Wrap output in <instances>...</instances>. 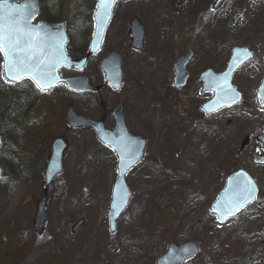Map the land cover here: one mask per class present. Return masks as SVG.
I'll list each match as a JSON object with an SVG mask.
<instances>
[{
    "label": "rangeland",
    "instance_id": "374dc122",
    "mask_svg": "<svg viewBox=\"0 0 264 264\" xmlns=\"http://www.w3.org/2000/svg\"><path fill=\"white\" fill-rule=\"evenodd\" d=\"M212 2L118 0L102 49L85 72L100 83V59L110 49L119 51L125 84L117 93H37L23 124L25 116L11 121L9 89L0 76V135L6 144L0 149V264H155L167 245L187 241L198 244L199 254L185 264H264V164L254 161L264 157L256 142L264 133V108L255 93L264 73V0H227L217 11ZM94 3L40 0L38 19L44 11L68 22L69 48L78 51L89 40ZM133 17L144 25L141 52L129 45ZM235 46L253 52L232 80L241 102L206 117L200 105L212 93H200L199 74L207 68L221 72ZM187 50L193 54L188 80L175 90L173 65ZM118 103L128 131L148 143L142 162L125 177L132 197L110 234L106 212L115 155L91 130L68 129L64 111L71 106L78 115L101 118L111 131L108 112ZM55 136L68 148L63 173L47 190L44 234L37 236L35 205ZM245 136L249 145L239 151ZM238 169L254 179L256 202L219 225L210 205ZM78 220L83 223L73 233Z\"/></svg>",
    "mask_w": 264,
    "mask_h": 264
},
{
    "label": "water",
    "instance_id": "95a60500",
    "mask_svg": "<svg viewBox=\"0 0 264 264\" xmlns=\"http://www.w3.org/2000/svg\"><path fill=\"white\" fill-rule=\"evenodd\" d=\"M117 1L118 0H114V2L109 5L108 14L103 18H101L100 15L103 9L98 10L97 0L95 1L92 14L91 38L87 45V52L85 56L80 59H72L68 57L66 52L68 36L63 22L55 24L37 22L33 24V20L38 14L37 0H6V4L0 5V14L6 15L9 11V5L17 8L18 11L19 6H30L24 11L32 12V15L27 19L31 29L39 33V36L42 38L43 51L40 53V59L44 60L45 64L42 67H44L49 75L47 76L46 82L41 81L39 78H34L32 73H26L18 80L11 79L8 74L7 63L4 58L1 57L0 67L3 79L8 83L14 84L21 81H28L39 92H46L58 85H62L68 91L75 93H99L102 87L91 86L85 76L81 75L63 78L60 77L59 70L61 68H66L81 72L85 68L87 60L100 52L105 32L112 18V12ZM224 1L225 0H215L212 8L216 10ZM129 27L131 48L136 51H141L143 48L144 28L137 18L131 20ZM191 57L192 53L187 52L175 63L173 78V87L175 89H180L186 84L188 73L185 67ZM252 57L253 55L247 47H234L231 49L230 57L222 73L213 74L211 70H207L200 75L202 81L200 92H213L212 98L201 106L206 116L216 113L222 108L240 103L241 96L231 84L232 77L234 73L250 61ZM121 61L122 55L115 50H110L108 56L103 58L100 63V69L104 76V84L108 85L113 91H119L124 84L120 68ZM256 96L262 107L261 100L264 99V74L256 88ZM111 115L114 120V127L111 132L104 129L102 121H93L88 117L77 116L71 107L66 109L65 123L70 129L88 128L93 130L98 142L112 150L116 156V179L113 183L107 211L109 232L113 233L116 229L117 219L127 207L132 196L131 191L125 183V176L136 164L142 161L147 140L132 136L127 132L124 125L121 104L116 105L111 110ZM257 140L264 148V134L259 136ZM1 145L2 139L0 137V148ZM247 145L248 138L245 137L240 143V150H243ZM66 148L67 144L59 137L51 141L50 155L43 171V187L45 191L54 178L62 173L63 153ZM255 161L262 164L264 158L257 157ZM1 172L0 168V175ZM256 197L257 187L254 180L244 171L239 170L230 174L225 179L223 188L218 192L217 197L211 204V212L215 214L216 222L223 225L228 219L255 202ZM45 209L46 195L44 194L36 204L33 222V229L38 236H41L44 232L46 223ZM82 223V220H79L72 228V231H76ZM198 252V245L192 241L185 242L180 246L170 244L167 246L165 253L157 260L156 264H184L186 261L195 257Z\"/></svg>",
    "mask_w": 264,
    "mask_h": 264
},
{
    "label": "snow or ice",
    "instance_id": "6c2138e0",
    "mask_svg": "<svg viewBox=\"0 0 264 264\" xmlns=\"http://www.w3.org/2000/svg\"><path fill=\"white\" fill-rule=\"evenodd\" d=\"M112 2L114 0H97V9H103L101 18L108 14ZM3 4H6V0H0V5ZM8 7L6 15L0 14V57L7 63L10 78L18 80L24 74L32 73L34 78L46 82L49 74L42 67L44 60L40 59L42 38L29 26L27 18L32 12L24 11L30 6H19V11L13 6ZM261 105L264 107V99Z\"/></svg>",
    "mask_w": 264,
    "mask_h": 264
},
{
    "label": "flooded vegetation",
    "instance_id": "af4514ba",
    "mask_svg": "<svg viewBox=\"0 0 264 264\" xmlns=\"http://www.w3.org/2000/svg\"><path fill=\"white\" fill-rule=\"evenodd\" d=\"M42 10H43V8H42ZM40 13H41V11H40ZM40 13L37 15V17L35 18V20L33 21V23H37V22H39V21H46V22H48V23H50V24H55V23H58V22H64L65 23V25H66V29L68 28V22H66L65 20H62L61 18H54V17H51V16H49L48 15V13L46 14L44 11L42 12V14H41V17H42V19H38V17H39V15H40ZM54 30V29H53ZM67 32H68V29H67ZM129 33H130V31H129ZM104 41H105V39H104ZM130 41H131V38H130ZM104 43V42H103ZM69 45L70 44H68L67 45V47H68V49H67V51H70V53H71V57L72 58H74V59H77V58H82V57H84L85 56V54H86V51H87V46L86 45H83V47H81L80 48V50L79 51H76V50H74L73 48H69ZM129 45H130V42H129ZM111 50V49H110ZM110 50H108V52L106 53V55H104L101 59H100V61H99V71H100V73H101V82L100 83H96V82H94L93 81V79H92V76H90L88 73H85L86 72V69L88 68V66L89 65H91V63H92V59L95 57H92V58H89L88 59V61H87V63H86V66H85V68H84V71H83V73H77L76 71H74V70H67V69H65V68H63L62 70H60V74L62 75V76H64V77H76L77 75H83V76H85L86 77V79H87V81H88V83L91 85V86H101L102 88H101V90L99 91V94L101 93V91L102 90H104L105 88H107L106 87V85L104 84V76H103V73L101 72V69H100V63H101V60L103 59V58H105L106 56H108V54H109V51ZM99 54V53H98ZM97 54V55H98ZM96 55V56H97ZM74 56H76V57H74ZM123 58V57H122ZM0 64H1V58H0ZM29 84V83H28ZM30 85V84H29ZM56 89L58 90H62V91H64L63 90V88L62 87H60V86H58V87H55V88H53V89H51L50 91H56ZM49 91V92H50ZM46 93H48V92H46ZM68 93V92H67ZM41 94H43V93H41ZM70 94H72V93H70ZM84 94H90V95H93V96H95V97H97V95H99V94H97V93H84ZM73 95H76V94H73ZM77 95H83V94H77ZM118 104H120V103H118ZM117 105V104H116ZM111 110L112 109H110V111L108 112V114H109V116L111 117V119H112V121H113V123H114V120H113V117H112V115H111ZM94 120V119H93ZM97 120H99V121H102V123H103V125H104V121H103V119H97ZM105 128V127H104ZM113 129V128H112ZM56 137V136H55ZM54 138V137H53ZM52 140V139H51ZM51 140H50V142H51ZM50 142H49V145H48V147L50 146ZM42 176H43V172H42Z\"/></svg>",
    "mask_w": 264,
    "mask_h": 264
},
{
    "label": "trees",
    "instance_id": "16d2710c",
    "mask_svg": "<svg viewBox=\"0 0 264 264\" xmlns=\"http://www.w3.org/2000/svg\"><path fill=\"white\" fill-rule=\"evenodd\" d=\"M8 89L9 93L6 95L7 98H9L7 109L9 110L11 121L16 122L19 119H23L25 116L22 122L25 124L28 119V114L26 113L33 107V102L31 101V97H33L32 87L28 83H21L16 86H8ZM1 95L3 94L0 93V97Z\"/></svg>",
    "mask_w": 264,
    "mask_h": 264
}]
</instances>
